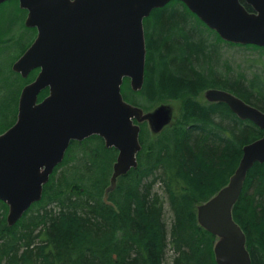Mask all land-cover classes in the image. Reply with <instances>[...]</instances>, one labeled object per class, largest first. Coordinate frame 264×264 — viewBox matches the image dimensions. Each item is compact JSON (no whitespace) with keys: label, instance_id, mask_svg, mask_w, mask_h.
<instances>
[{"label":"trees","instance_id":"trees-1","mask_svg":"<svg viewBox=\"0 0 264 264\" xmlns=\"http://www.w3.org/2000/svg\"><path fill=\"white\" fill-rule=\"evenodd\" d=\"M3 35L0 47L14 43L15 36ZM145 35L144 86L135 92L126 79L122 92H132L131 104L147 111L178 101L180 115L157 135L142 125L138 166L120 178L110 203L104 194L117 151L99 136L71 144L40 210L22 222L23 229L8 226L0 202V264H217V238L198 224V207L228 184L243 148L264 137V130L226 103L198 98L220 89L264 112V75L231 74L227 63L225 72L218 71L223 40L182 2L153 11ZM30 45L5 66L0 60V123L12 117L0 124V135L15 124L21 92L37 76L35 71L24 79L10 71ZM70 163L76 165L58 176ZM233 217L246 234L252 263L264 264V164L249 171Z\"/></svg>","mask_w":264,"mask_h":264},{"label":"water","instance_id":"water-1","mask_svg":"<svg viewBox=\"0 0 264 264\" xmlns=\"http://www.w3.org/2000/svg\"><path fill=\"white\" fill-rule=\"evenodd\" d=\"M11 0H0V6ZM28 12L26 26L37 38L13 70L27 78L37 69L19 101L17 122L0 135V200L10 206L14 226L41 200L43 188L72 141L104 139L119 155L105 201L118 179L138 166L140 125L160 133L173 120L161 105L145 113L123 96L125 79L133 91L145 82L147 46L144 21L173 1L182 2L222 40L264 48V0H18ZM49 95L39 102L40 94ZM206 98L224 102L241 119L264 130V112L236 95L210 90ZM137 122V123H135ZM264 164V137L246 145L238 168L217 195L198 207V223L215 235L217 264H253L247 238L233 218L249 171Z\"/></svg>","mask_w":264,"mask_h":264},{"label":"rangeland","instance_id":"rangeland-1","mask_svg":"<svg viewBox=\"0 0 264 264\" xmlns=\"http://www.w3.org/2000/svg\"><path fill=\"white\" fill-rule=\"evenodd\" d=\"M26 18L27 15L24 10L20 7L19 3L13 0L6 2L0 6V36H4V33L15 36L14 43H7L6 45L0 47V60L4 66L10 58L20 55L23 50H25L35 39L36 34L31 29L26 27ZM221 43V58L217 65L218 71L225 72L227 63V66L231 68V74H235L241 71L245 73L248 77H251L255 73L264 75V52H262V50H253L242 45H230L229 43L224 41ZM9 47L11 49H9ZM15 61L16 60H14L13 63ZM13 63L11 65H13ZM11 70L12 66H10V71ZM13 79H15V77H13ZM123 94L125 100L128 102L131 101V97H134L132 96V92H123ZM205 94L206 92L202 93L198 98L203 103L208 102L207 98L205 97ZM179 103L180 102L178 101L168 100L163 103H159L158 106L169 105L173 109L174 117L177 118V116L180 115ZM11 120L12 117L6 118L5 120L1 121L0 124L5 125L8 122H11ZM75 165L76 164L74 163H70L59 172L58 176L61 177L62 172L67 173L68 170L74 167ZM39 210L40 206L30 212L26 217L25 222L29 221L30 217L35 215ZM165 212L167 213V218H171L168 206H166ZM20 229L23 228L20 227ZM173 256V249L169 247L167 253V260L170 262L173 259Z\"/></svg>","mask_w":264,"mask_h":264},{"label":"flooded vegetation","instance_id":"flooded-vegetation-1","mask_svg":"<svg viewBox=\"0 0 264 264\" xmlns=\"http://www.w3.org/2000/svg\"><path fill=\"white\" fill-rule=\"evenodd\" d=\"M48 91V90H47ZM48 95H49V92H48ZM48 95H46V96H48ZM45 96V97H46ZM54 172H55V170H54ZM54 172L50 175V179H49V182L44 186V191H43V195H42V199L45 197V188H46V186L51 182V179H52V176L54 175ZM42 199H41V201L40 202H38L37 204H34V205H32V207L23 215V217L14 225V226H12V227H15V226H17L18 225V227H19V229H20V227H22L23 225H21L22 224V222L25 220V218H26V216L30 213V212H32L35 208H37V207H39L40 206V203L42 202ZM6 208L4 209V214H5V216H6V219L8 218V215H9V212H10V207H9V205H7V203H4V202H2V201H0ZM8 224V223H7ZM21 225V226H20ZM9 226V225H8ZM10 227V226H9Z\"/></svg>","mask_w":264,"mask_h":264}]
</instances>
